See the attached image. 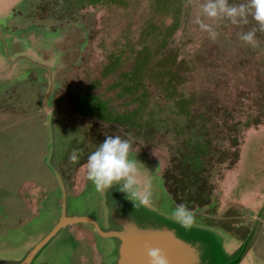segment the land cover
I'll return each instance as SVG.
<instances>
[{
    "label": "rangeland",
    "instance_id": "rangeland-1",
    "mask_svg": "<svg viewBox=\"0 0 264 264\" xmlns=\"http://www.w3.org/2000/svg\"><path fill=\"white\" fill-rule=\"evenodd\" d=\"M118 2L104 17L95 5L98 1L88 5L71 1L73 8L67 14H75L76 20L67 22L69 16L64 14L65 23L72 25L59 29L68 30L67 39L74 31L72 42L74 34L82 35L80 47L84 46L76 61L60 69L61 86L50 107L55 159L73 202L69 210L85 214L100 209L104 197L88 189L85 161L105 135H119L129 141L130 152L141 151L155 165L153 192L163 207L172 203H183L191 211L208 207L200 212L204 221L220 231L238 225L235 232L242 236L250 215L239 216L238 208L251 205L264 192V32L257 30L256 46L251 47L238 39V33L254 26L251 17L243 25L217 21L213 41L195 22L201 0ZM33 3L32 13L36 3L44 1ZM12 83L0 91V156L43 158L46 112L38 96L37 101L30 96L29 87L19 90ZM89 93L96 106L90 101L84 115L80 110L87 98L82 97ZM8 144L14 149H6ZM74 149L78 159L71 161ZM35 169L48 173L42 166ZM13 175L19 177L18 190L16 178L10 183V176L9 188L0 187L7 210L4 225L20 223L22 208L34 215L24 226L30 234L47 231L54 219L40 224L38 215L44 214V200L47 194H56L58 183L43 189L45 181L34 170ZM12 197H17L15 210L7 202ZM70 230L75 247L71 240L65 250L54 252L56 257L63 252V264H88L89 253L97 252L104 259L95 235L86 239L78 233H90L87 225L74 224Z\"/></svg>",
    "mask_w": 264,
    "mask_h": 264
},
{
    "label": "water",
    "instance_id": "water-1",
    "mask_svg": "<svg viewBox=\"0 0 264 264\" xmlns=\"http://www.w3.org/2000/svg\"><path fill=\"white\" fill-rule=\"evenodd\" d=\"M19 1L0 0V88L30 72H35L47 83L42 99L47 128L48 152L45 160L57 177L58 187L56 194H47L43 204L44 214L39 216L42 219L38 221L40 224L48 217L54 219L47 231L38 230L36 236L30 234L27 227L19 232H0V264H63V252L60 257H56L54 252L60 247L65 250L66 247L58 245V242L61 236L72 240L70 227L74 224L89 227L106 264H146L148 248H159L169 264H264V192L251 205L238 208L239 216L250 215L249 226L245 227L242 236L235 232L234 228L238 225L220 231L221 227L209 220L204 221L201 213L209 211L208 207L203 211H191V226L184 228L170 216L177 204L171 202L163 207L158 193L153 192L152 169L156 168L144 159L141 151L129 152V158L137 160L141 183L145 180L149 183V204L140 205L136 199L118 191L116 186L98 191L89 181L88 189L104 197L100 209L97 212L87 210L85 214L69 210L73 202L49 164L52 149L50 101L60 69L76 61L83 37L74 34L75 41L72 42L71 33L74 31H69L67 39L64 32L68 30L52 32L37 26L21 30L6 28L5 22Z\"/></svg>",
    "mask_w": 264,
    "mask_h": 264
},
{
    "label": "clouds",
    "instance_id": "clouds-1",
    "mask_svg": "<svg viewBox=\"0 0 264 264\" xmlns=\"http://www.w3.org/2000/svg\"><path fill=\"white\" fill-rule=\"evenodd\" d=\"M249 17L254 21V26L238 33V39L255 47V33L257 30L264 32V0H243L240 3H230L229 0H201L195 22L214 41L218 36L214 27L217 21L227 20L232 25H243L249 23ZM77 151L74 149L69 154L71 161L78 159ZM129 152L130 143L127 139H122L119 135H105L103 141L87 156L84 165L87 179L98 191H107L116 186L118 191L136 199L140 205H147L151 197L149 183L147 180L141 183L137 160L129 158ZM170 216L184 228L190 227L193 221L191 210L183 203L175 205ZM146 264H169V261L159 248H148Z\"/></svg>",
    "mask_w": 264,
    "mask_h": 264
},
{
    "label": "flooded vegetation",
    "instance_id": "flooded-vegetation-1",
    "mask_svg": "<svg viewBox=\"0 0 264 264\" xmlns=\"http://www.w3.org/2000/svg\"><path fill=\"white\" fill-rule=\"evenodd\" d=\"M43 1H44V4L46 6L43 7L44 4L40 5L39 3H36L34 13H32L34 0H20L15 5L11 17H9L6 20V22H5L6 28H8L10 30H21V29L27 28L28 25L33 24V26L49 29L52 32H57L62 27L64 28V27L72 25V24L65 23L67 17L64 18V14H66V16L67 15L69 16V19L67 20V22L72 21V20H76L75 14H70V13L67 14V11H71L73 8L71 6V1H74L75 4L77 1H84L86 3V5L90 4V2H97L98 1V3H95V5H99L100 14L104 17L109 15L108 11L110 9V6L117 5L119 3L118 0H43ZM56 1L58 2V4H61L60 8L58 7V4ZM50 6H52V7L50 8ZM54 7H56V8H54ZM57 8H59V9H57ZM91 9H93V8H91ZM80 19H81V17L79 18L78 21H81ZM87 40H88V38H87ZM83 47H82V49H83ZM88 47L91 48L93 46L90 45ZM91 49H93V48H91ZM80 50H81V48H80ZM12 85L15 87L16 86L21 87L19 90H23V88L27 89L29 87L30 96L33 97V100H35V97L38 96V100H39L38 102H39L41 108H43L42 99L44 97L45 92L47 91V83L45 82L44 79L39 78L35 74V72H30L27 75H24L23 78L16 80L15 82L12 83ZM60 86H61L60 81H58L56 84V88L53 91V94L51 96L50 107H52V103L54 102L53 98L55 97V94L59 90ZM8 87H10V86H8ZM32 89L35 93L32 92ZM6 90L7 89H1L0 91H6ZM85 97L89 100L84 99ZM93 97H94V95L91 93L85 94V96L82 97L84 99V102H85V104L82 105L83 108H81V110H80L82 114L87 115L86 113L89 110V102L90 101H91V104H90L91 106H94V105L96 106V102L92 101V100H94ZM35 101H37V100H35ZM98 106L99 105H97V107ZM93 112H95V111L90 110L91 114ZM51 122H52L51 124L53 125V112H52ZM82 134H84V133H82ZM208 136H209V133H208ZM55 137L56 136L53 132V126H52V149H51V154H50V158H49V164L53 167V169L55 170V172L57 173V175L59 176V178L63 182L64 187H65V192L67 195L70 191H69V188L67 186V183L65 182L66 177L63 173H61V171L59 170V168L57 166L59 164V161L56 162V159H55L56 158V149H57L56 148V141H54ZM44 146L46 148V154L44 155L43 158L36 156V157H34V159H30V157H29V159H27L24 157V158H21L19 160V159H16L17 158L16 154H14L13 157H11V158H8V157L3 158L2 156H0V177L1 178L3 177L2 180L0 179V187H2L4 185V186H8L7 188H9V184L11 183V180H14L16 178L15 181H13V183H14L15 189L18 190L19 185L17 183L19 182V177L16 175H13V174L19 173V174L25 175V174H27V172L29 173V170L30 171L34 170V173L38 174V178H40V176H41L43 181H45L44 182L45 185L44 184L42 185L43 189L46 187L48 189L49 188L51 189V183L55 184V182H56V185H57V177H56L55 173L48 167V165L46 164V160H45L47 152H48L47 141H46V143L44 142L43 148H44ZM13 147H14L13 145L8 144L6 146V149H14ZM0 150H2V143L0 144ZM37 166L45 167L48 173L46 174V172H44L43 170L35 169V167H37ZM26 167H28V168H26ZM4 173H6V174H4ZM9 176H10V183L7 179ZM31 177H33V176H31ZM72 192L77 193L78 191H77V189L73 188ZM1 194L3 196V193L1 192L0 197H2ZM16 198L17 197H12V198L7 200L8 204L11 207H13L12 210L16 209L15 206H13L17 201ZM2 202H3V198L0 199V232L1 233L21 231L22 228L25 226V223L30 218H32L34 216V215H32L33 213L28 216L29 212H27L25 209L21 208V213L23 214L24 217H20L19 221L20 220H22V221L20 223L10 222L8 224V227H7L3 223V220H5L4 218H7V210L3 205L4 202L3 203ZM54 206L56 208V205H54ZM53 209H54V207H53ZM40 214L41 213H39L38 216H40ZM70 233L72 236L73 246L75 247L74 243H75L76 237L74 236L72 231ZM78 233L82 237H85L86 239H90L91 234H92L91 231L89 233L86 230L85 231L81 230V232L78 231ZM76 242L78 243V240ZM89 254H90V256L88 258L90 259L91 262H87L88 264H104V259H102L99 252H97L96 254L95 253H92V254L89 253ZM67 264H72V263L70 261V263H67Z\"/></svg>",
    "mask_w": 264,
    "mask_h": 264
},
{
    "label": "bare ground",
    "instance_id": "bare-ground-1",
    "mask_svg": "<svg viewBox=\"0 0 264 264\" xmlns=\"http://www.w3.org/2000/svg\"><path fill=\"white\" fill-rule=\"evenodd\" d=\"M50 158V157H49ZM53 168V167H52ZM55 171V170H54ZM6 234V233H5ZM72 237V236H71ZM70 243V238L68 239L66 236H61L58 245L66 247Z\"/></svg>",
    "mask_w": 264,
    "mask_h": 264
}]
</instances>
